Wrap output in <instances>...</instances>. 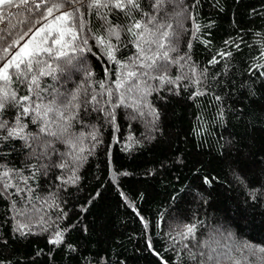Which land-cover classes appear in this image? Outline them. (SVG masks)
Masks as SVG:
<instances>
[{"label":"trees","instance_id":"16d2710c","mask_svg":"<svg viewBox=\"0 0 264 264\" xmlns=\"http://www.w3.org/2000/svg\"><path fill=\"white\" fill-rule=\"evenodd\" d=\"M155 2L138 0L128 14L82 7L76 50L64 48L76 57L71 66L43 54L54 71L32 92L15 77L0 80V94L15 92L0 110L7 125L0 127V264H264L256 251L264 247V0H165L159 11ZM33 12L4 11V43L9 31L32 25L40 16ZM105 15L119 25L118 39L107 35ZM153 18L172 25L167 41ZM135 21L146 26L137 36L125 27ZM42 25L53 31L32 48L55 52L60 29L65 45L71 40L66 24L49 17L21 44ZM139 36L149 56L162 55L168 49L158 44L171 41L172 83L129 82ZM26 95L31 99L22 101ZM24 224L27 234L17 230ZM189 225L195 235L185 239ZM56 233L63 234L58 244L51 242Z\"/></svg>","mask_w":264,"mask_h":264},{"label":"snow or ice","instance_id":"6c2138e0","mask_svg":"<svg viewBox=\"0 0 264 264\" xmlns=\"http://www.w3.org/2000/svg\"><path fill=\"white\" fill-rule=\"evenodd\" d=\"M165 3V0H156L155 2V8L157 11L162 9L163 5ZM23 6V11L28 12L32 15H34L33 10L40 13L39 17H36L32 21V25L27 29L22 31V33H16L13 35L11 31L8 32V35L12 37L10 40H8L6 43L5 37L0 35V80H3L7 83H11L12 78L15 77L17 81H20L22 83H26L28 87V91H33V86L36 88H39V78L44 75H51L52 71V65L44 60L43 54H47L49 57H51L54 60H60L64 59L66 66H71L72 62L76 57L69 56L65 51L64 48L66 46L71 47L73 49V52H75L76 48L75 45L72 43V41H75L76 39L80 38V32L76 31L75 29L77 26L79 27V30L82 31L84 27L83 18L84 14L81 11L82 7H87L88 9H101V8H109L113 7L116 9H119L121 11H125L126 14L130 12L131 9H138L140 7L138 0H87V3H85V0H19V3L16 2V0H0V21L3 20V13L6 9L12 8V7H21ZM41 9H43L41 11ZM66 9V10H65ZM56 13H59L56 15ZM182 14L181 12H177L176 15L179 16ZM49 17L53 18V21H63L67 28V32L70 33L71 40L68 42L67 45L63 42V37L65 34V29L59 30V38L53 39L52 44L59 45V48L54 52L53 48L51 46L44 47V48H32L31 42L35 40L37 36H41L43 33H48L51 35V32L53 29L50 25H42L40 28L36 29V31L33 33V35L29 38V40L25 41L23 44H21V41L25 40V37L29 35L30 32H32L33 27H35L36 24L41 23L42 20H47ZM106 23L108 24L107 27V35L109 37L115 36L117 39L119 38V25H112L107 20V16L102 17ZM131 19V17L129 16ZM151 23H154L156 25V30L159 31L160 29H164L160 33L161 41H167L168 37L172 35L170 32V29L172 25L170 23H166L164 21L157 22L155 18H153ZM128 33H131L133 36H137L138 33L136 30H140L142 28H145L146 26L143 25L140 21L133 22L130 26H125ZM98 42L108 49L107 55L110 60L113 62L119 63V61H116V58L113 54L112 45L110 41H108L104 36L96 37ZM143 37L139 36L138 41L136 43V47L141 53V55L133 58L130 62L133 64V68L127 71L126 76L129 78V82L131 79H138L143 83H147V80H144V77H147L148 79H157L161 82H167L172 83L173 81L168 77L167 75V69L168 65L171 63H174L173 59L169 57L168 51H174L175 49L171 46V41H168V44L161 42L158 44L159 49H165L167 47L168 50L163 51V54L159 51L154 52L151 56L147 55L145 50L141 48L139 40H142ZM48 37L45 36L41 43H47ZM155 43V41H154ZM88 44V38L82 39V45L86 46ZM12 49H17L16 51H11ZM81 52L87 51L88 49L85 47H81L79 49ZM151 51V49H149ZM220 55H225V53H220ZM157 61H160L158 64ZM215 62V61H213ZM121 68H127L128 65L121 64ZM136 69H145L143 72H138ZM57 70L64 71V68H61L59 65H57ZM84 71L87 73L88 76H91L92 73L89 69H84ZM155 71V75L153 72ZM179 79V78H178ZM198 83V81H197ZM101 87H103V84L101 83ZM117 89L123 88L124 84L117 81L116 83ZM136 87H139V85H136ZM128 91H132V88H129ZM109 96H111V92L108 93ZM200 94V93H197ZM15 99V92H12L9 94L7 91H4L2 94H0V110H3L5 103L7 100ZM31 99L30 96H24L21 98L22 101H27ZM73 100H76L77 97L73 95ZM96 101V97H91V100H85L83 103L85 105L90 104L92 102ZM119 103H124V98L121 95L119 97ZM72 106L71 102H69V105H66L65 107ZM119 106V105H116ZM131 106V105H129ZM76 109L79 108V105L74 106ZM25 112H28V107H24L23 109ZM85 111H87V108L85 107ZM138 111V109H137ZM143 115V113H140ZM79 115V112L76 111L73 115L69 116V120H74ZM109 116L112 117L114 121V114L108 113ZM152 115L155 117V119H158V113L155 112V110H152ZM61 119L64 118V113L60 112ZM6 124H0V127H6ZM70 126V125H68ZM64 131H67V127L64 128ZM11 135V133H9ZM50 135L55 136L56 133L52 132ZM76 139H79L77 137ZM92 139L95 140V135H92ZM74 147V145H73ZM83 151V149H81ZM63 167V165H61ZM126 174V173H125ZM76 177H73V182H75ZM147 226V225H145ZM28 226L26 224L19 225L18 231H21L22 234H27L24 232V229H26ZM30 231V230H29ZM196 231L195 225H189L186 227V231L181 233V235L187 239L190 236L194 237ZM62 233H56L55 238L51 241L54 244H58L62 241ZM244 247L248 248L249 250H252L253 246L245 244ZM256 251L260 253H264V247H259L256 249ZM211 259V257H209ZM239 264V262H237Z\"/></svg>","mask_w":264,"mask_h":264},{"label":"rangeland","instance_id":"374dc122","mask_svg":"<svg viewBox=\"0 0 264 264\" xmlns=\"http://www.w3.org/2000/svg\"><path fill=\"white\" fill-rule=\"evenodd\" d=\"M222 236H223V235H222ZM222 238H223L224 241H229V240H231L230 237H222ZM218 249H219V250H224V248H223V247H220V246L218 247Z\"/></svg>","mask_w":264,"mask_h":264}]
</instances>
